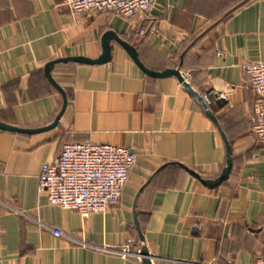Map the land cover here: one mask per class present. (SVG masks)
<instances>
[{"label":"crops","instance_id":"obj_1","mask_svg":"<svg viewBox=\"0 0 264 264\" xmlns=\"http://www.w3.org/2000/svg\"><path fill=\"white\" fill-rule=\"evenodd\" d=\"M107 30L134 45L148 69H179L194 90L209 94L232 147L230 174L215 188L179 165L163 167L143 188L137 213L152 263L254 264L264 255V143L252 135L256 94L242 65L264 61V0H157L130 17L72 14L62 0H0V121L52 124L62 96L45 65L97 58ZM111 48L103 64H54L51 75L67 97L54 127L0 130V264H143L118 252L141 248L133 200L142 184L167 162L205 179L221 173L225 146L197 100L175 76H149L114 40ZM85 141L136 153L118 202L87 218L50 205L39 190L41 168L61 145Z\"/></svg>","mask_w":264,"mask_h":264},{"label":"built area","instance_id":"obj_2","mask_svg":"<svg viewBox=\"0 0 264 264\" xmlns=\"http://www.w3.org/2000/svg\"><path fill=\"white\" fill-rule=\"evenodd\" d=\"M62 1L72 14L101 10L130 17L139 12H148L157 0ZM139 33L143 35L145 30L140 29ZM242 68L256 94L250 115L252 135L256 141L264 143V61L245 62ZM210 93L220 99L227 97L225 92ZM202 97L208 105L211 103L209 94H203ZM135 163L134 148L89 141L65 142L53 162L42 166L39 190L46 191L50 205L75 210L87 218L93 213L105 212L118 202ZM15 212L27 216L23 210L15 209ZM35 221L41 224L40 220ZM51 230L55 236L63 235L58 228ZM118 252L122 257L140 258L139 251L131 250L129 245H124ZM227 264H230L229 260ZM254 264H264V255L257 257Z\"/></svg>","mask_w":264,"mask_h":264},{"label":"water","instance_id":"obj_3","mask_svg":"<svg viewBox=\"0 0 264 264\" xmlns=\"http://www.w3.org/2000/svg\"><path fill=\"white\" fill-rule=\"evenodd\" d=\"M114 40L117 42L131 57L133 62L147 75L152 77H165V76H175L179 82L182 84L183 88L191 95L193 96L197 102L200 104V106L203 108L205 114L212 120V122L217 127V130L219 131L221 138L223 140L224 146H225V152H226V159H225V165L222 168L221 173L213 179H205L200 176L199 173L192 170L191 168L177 163V162H167L166 164L159 167L157 170H155L152 175L148 178V180L142 184V186L138 189V191L135 194L134 200H133V221L135 228L137 230V234L139 237L140 242L142 243L141 248L139 250L140 259L143 264H153L152 258L149 254L148 248L145 245V238L142 233L139 219H138V213H137V199L143 190V188L152 180V178L158 173L160 169H162L165 166L169 165H179L184 170H186L190 175H192L194 178L199 180L201 184H203L207 188H215L218 185H220L224 180H226L230 174L231 168H232V147L230 144L229 139L227 138L225 132L223 131L218 118L213 114V112L210 110L209 105L203 100V97L201 94H199L196 90H194L189 82L183 77L182 73L179 71V69H166L164 71H153L148 69L139 59L137 49L134 45L128 43L127 41L123 40L115 31L113 30H107L103 33L101 37V47L102 51L101 54L97 58H89L84 56H72V57H64V58H58L55 60L49 61L45 67H44V73L46 75L47 80L50 84L53 85V87L61 94L62 96V106L60 111L58 112L55 120L52 122V124L44 127V128H20L17 126H13L11 124H7L5 122L0 121V130H8V131H17V132H39L48 128H52L57 124L58 119L61 117L63 111L65 110V107L67 105V97L65 91L59 86V84L53 79L51 75L52 67L55 63L58 62H78V63H84V64H103L108 62L111 59L112 54V48H111V41Z\"/></svg>","mask_w":264,"mask_h":264}]
</instances>
